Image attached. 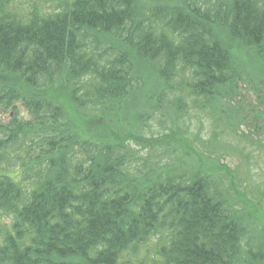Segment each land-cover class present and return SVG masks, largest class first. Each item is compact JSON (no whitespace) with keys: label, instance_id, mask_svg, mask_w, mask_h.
Here are the masks:
<instances>
[{"label":"trees","instance_id":"1","mask_svg":"<svg viewBox=\"0 0 264 264\" xmlns=\"http://www.w3.org/2000/svg\"><path fill=\"white\" fill-rule=\"evenodd\" d=\"M249 50L264 0H0V264H264V184L179 123L237 126Z\"/></svg>","mask_w":264,"mask_h":264},{"label":"rangeland","instance_id":"2","mask_svg":"<svg viewBox=\"0 0 264 264\" xmlns=\"http://www.w3.org/2000/svg\"><path fill=\"white\" fill-rule=\"evenodd\" d=\"M244 53L245 55L241 54V56L244 62L250 64L249 69L252 73L243 75L244 79L238 83L237 96H233L235 100L228 104L232 109L234 106L239 109L237 126L231 128L232 122L227 126L224 118L218 121L219 115L213 114L208 109L195 108L188 100L187 112L180 117L179 123L183 128H187L185 132L188 139L192 140L195 148L201 151L194 150L192 156L194 159L197 155L203 157L217 155L222 164L237 170L245 183L264 184V85L260 79L255 80L261 77L264 71L260 70L259 67L262 66L251 50ZM252 66L254 67L251 69ZM261 85L263 89L260 90ZM16 107L21 118L29 116L21 103H17ZM157 114L153 115L155 117L148 122V127L144 131L141 128V133L145 134V137L151 135L158 137L168 133L161 128L158 121L161 114ZM225 115L236 121L233 112L229 111ZM11 117L12 114L0 112L2 123H7ZM27 120H30V117ZM208 150L214 154L206 155L204 152ZM16 178L14 177L15 180Z\"/></svg>","mask_w":264,"mask_h":264},{"label":"water","instance_id":"3","mask_svg":"<svg viewBox=\"0 0 264 264\" xmlns=\"http://www.w3.org/2000/svg\"><path fill=\"white\" fill-rule=\"evenodd\" d=\"M29 118V116H27V117H24V119L26 120V119H28Z\"/></svg>","mask_w":264,"mask_h":264}]
</instances>
